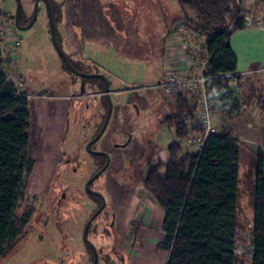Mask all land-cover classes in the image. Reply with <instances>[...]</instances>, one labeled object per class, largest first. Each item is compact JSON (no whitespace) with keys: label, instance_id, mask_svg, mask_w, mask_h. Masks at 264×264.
<instances>
[{"label":"rangeland","instance_id":"374dc122","mask_svg":"<svg viewBox=\"0 0 264 264\" xmlns=\"http://www.w3.org/2000/svg\"><path fill=\"white\" fill-rule=\"evenodd\" d=\"M101 1L107 15V7L115 6L128 21V27L127 31L117 33L116 38L105 39L110 51L99 52V58L94 61L104 63L109 69L105 73L107 79L117 80L126 87L123 91H114L111 85L112 113L103 135L91 147L106 152L110 161L106 170L89 184L90 189L100 190L107 206L91 223L87 237L96 246L98 264H110L112 258H116L114 264H166V253L159 252L155 244L163 236L162 217L145 226L141 221L143 213L152 210L151 216L155 215L158 207L141 185L149 160L143 146L145 141L150 145L157 137L165 146L172 138V132L166 128L169 123L166 118L176 113V96L164 93L157 85L169 71L166 69L165 37L177 19L189 14L194 18L195 13L182 7L177 0ZM20 2L23 10L32 12L33 0ZM15 8L16 0H0L1 12L14 14ZM236 11L237 16L247 17L251 24H263V0H241ZM110 16L114 18L110 14L108 20ZM15 33L20 40L18 69L29 90L68 94L72 99L62 134L56 124L50 129L49 124L30 121V153L35 163L27 181L28 195L17 210L18 217L30 212V218L20 238L0 257V264H92L93 255L86 246L83 229L99 199L88 191L85 182L104 161L101 156L89 153L85 144L103 121L106 112L104 90L97 82H88L85 93L81 94V77L66 68L53 46L43 4L39 5L31 27L16 29ZM189 38L194 46H200L202 39ZM70 58L83 72L102 73L97 71L99 68L93 61L81 63L72 55ZM200 61L206 63L205 58ZM198 64L196 71L201 69ZM239 76V79L228 80L239 100L238 110L213 111V126L216 132L230 130L239 142L236 264H250L255 160L259 152L264 154V67L259 72ZM200 137L201 133L193 130L189 137L183 138L180 157L184 153L196 154ZM76 154L78 161L67 162ZM158 158L159 154L154 156ZM56 160L59 162L54 165ZM121 180L129 181V197L124 202L125 209L128 207L125 218L133 216L134 220L125 240H118L109 224L118 212L110 206L106 190L111 181ZM127 246L128 261L113 257L120 249L126 253ZM125 255L120 256L124 258Z\"/></svg>","mask_w":264,"mask_h":264},{"label":"trees","instance_id":"16d2710c","mask_svg":"<svg viewBox=\"0 0 264 264\" xmlns=\"http://www.w3.org/2000/svg\"><path fill=\"white\" fill-rule=\"evenodd\" d=\"M239 1L177 0L182 7L192 10L195 16L193 18L189 14L177 19L165 37L166 43L175 26L183 22L196 33L197 39H202L200 48L205 53H199V56L206 60L205 75L209 79L205 96L212 111L229 113L239 108L237 95L228 84V80L240 77L236 72L237 59L229 43L232 32L246 24L244 17L237 16ZM49 2L60 44L56 30L60 6L53 0ZM30 16L25 18L22 8L20 24H26ZM2 65L0 51V257L11 249L29 222L30 212L18 217L17 210L21 200L28 195L27 181L34 165L28 154L30 111L27 93L17 92L15 85L6 79ZM224 74L233 75L220 76ZM93 80H97L99 88L104 90L101 78ZM173 95L176 96V113L166 118L169 122L166 126L174 129L178 139L187 138L193 129L188 128L184 117L195 111L196 100L186 93ZM103 98L107 109L105 94ZM194 131L201 135L204 133L202 128ZM167 151L169 157L166 162L148 160L141 178L144 187L164 210L163 236L157 246L168 255L166 264H236L238 139L230 130L224 129L208 133L194 155L186 153L179 157L181 145L177 140L168 144ZM99 156L104 161V156ZM251 231L250 264H264L262 152L255 160Z\"/></svg>","mask_w":264,"mask_h":264},{"label":"crops","instance_id":"0c3cea01","mask_svg":"<svg viewBox=\"0 0 264 264\" xmlns=\"http://www.w3.org/2000/svg\"><path fill=\"white\" fill-rule=\"evenodd\" d=\"M53 1L60 6V16L58 22L56 23V30L60 40V46L69 57L72 65L78 70L79 68H77L74 65L73 60L70 58L71 55L74 58H76L77 62H81V63L92 62V61L95 62L94 60H97V57L99 58L98 56L99 52L108 53L110 51V45L108 43L107 44L104 43L106 42L105 39L112 37L114 39L117 37L116 36L117 33L123 32L125 30L127 31L128 21H126L121 16V14L119 13V11L115 6L113 7L112 5V7H107L108 15L110 14L114 15V18L110 16L111 19L110 20L107 19L108 15L105 13V7H103V3L101 0H53ZM40 4L43 3L39 2L38 8ZM24 14H25V18H28L32 14V12H29L27 9H24ZM245 19H246L245 27L232 32L229 38L231 49L237 59L236 72L239 75L241 74L243 75L249 72H259L264 67V24L261 23L257 25L251 24V21L247 17H245ZM99 42H101L103 45L99 44ZM121 47H124V43L121 44ZM98 48L100 49L98 50ZM18 52L19 49L14 56L15 64L12 67V71L18 78H20L23 81V91L27 93L29 108L31 111L29 126L31 123L30 121L33 120H35L36 122H40L41 124L44 125L49 124L50 129L54 124H56L58 128V132L60 134L61 132H63V129L65 128V124L68 118L71 96H69L68 94L67 95L59 94V93L51 94L43 91L41 92L30 91L29 90L30 88L28 87L24 76L20 73L18 69V62H17ZM95 63H96L95 67L100 69L97 70L98 72L100 71L105 75V73L109 71V69L104 65V63L103 64H101L100 62L98 63L95 62ZM92 65L94 66V63H92ZM85 79L89 81H84L85 88L81 94L85 93L86 84L88 82L89 84L97 82L99 86V82L97 80H93V78H85ZM108 81H109V88L112 85L113 87L112 90L114 91H123L126 87V85H123V83H119L117 80L111 82V80L108 79ZM156 81L158 82V79ZM112 90L110 89L111 92ZM98 94H100V92ZM35 112L37 115L36 117H35ZM166 128L168 131H171L173 135L165 146L162 145V139L158 137L156 140L152 139L150 141L151 143L150 145H146L149 142L145 141L146 143L143 146L144 147L143 149L147 150L146 156L150 160H161L162 162H166L168 160L169 155L167 151V146L170 142L176 140V138L174 136L175 135L174 129L168 128L167 126ZM182 139H178L181 145V152H182V143H181ZM31 147H32L31 134L29 127L28 154L33 159V161H35L32 153H30ZM158 154L160 155V158L154 159V156ZM178 156L180 157V152ZM57 162H59V160H56V162H54V165H56ZM141 185L145 190L146 194L150 196L152 202L153 203L155 202V204H157L158 206L155 215L152 214L151 216L152 210H148L147 214L143 213L141 217L142 224L143 226H145V224L147 225L149 221L156 222L157 219L160 220V218L162 217V230H163L164 210L160 206L158 200L144 187L142 181H141ZM106 190L108 192V200L110 199L109 200L110 206L113 208L114 211L118 212V215L115 216V219L113 221L112 229L115 230L114 232L118 240L119 239L125 240L127 234H129V225H132L134 221L133 216L129 217V219L125 218V214L128 213L127 212L128 207L126 208L127 209L126 210L124 207L125 205L124 202H126V199L129 197V181H123V180H121V182L111 181V183H109V185L107 186ZM152 218H156V219H152ZM135 227L134 229H136ZM131 228L133 229L132 226ZM127 240H129V235ZM159 241L160 240H158L155 244L157 245ZM120 250L118 251L119 253L115 254V256L113 257L118 256L119 259H122V261L124 262L128 261L129 247L127 246L126 253L125 251H123V249ZM158 251L161 253L164 252L162 250H158ZM122 254L124 255L127 254V256L125 255L126 257L123 258L120 256ZM166 256H168L167 253ZM115 259L116 258H112L109 263L114 264Z\"/></svg>","mask_w":264,"mask_h":264},{"label":"built area","instance_id":"2783aa9c","mask_svg":"<svg viewBox=\"0 0 264 264\" xmlns=\"http://www.w3.org/2000/svg\"><path fill=\"white\" fill-rule=\"evenodd\" d=\"M0 17V51L3 60L2 71L6 79L15 85L18 93L23 91V81L12 71L15 64V53L20 47V40L17 38V29L12 14L1 12ZM197 38L196 33L185 23L179 22L173 32L166 39V69L169 71L164 75L163 80L158 83V88L166 94L186 93L196 100V109L192 114L184 117V122L189 129L202 128L203 135L199 139L198 150H200L203 140L208 133L216 132L213 126L214 112L211 104L206 99L207 81L209 77L205 75V64L199 62V53H205L200 46L192 44V39ZM200 63L201 69L196 71V65ZM199 65V64H198ZM197 65V66H198ZM224 74L220 76H231ZM237 252L235 247V253ZM250 255H252V244L250 245Z\"/></svg>","mask_w":264,"mask_h":264},{"label":"water","instance_id":"95a60500","mask_svg":"<svg viewBox=\"0 0 264 264\" xmlns=\"http://www.w3.org/2000/svg\"><path fill=\"white\" fill-rule=\"evenodd\" d=\"M39 2H42L46 8V12H47V17H48V24H49V32H50V38L51 41L53 43V46L55 47L56 51L58 52V54L60 55V57L62 58L65 66L67 67V69H69L72 73H74L76 76L81 77V91H84V79L85 78H101L104 82V91L103 93L105 94L106 98H107V102H108V106H107V110L104 116V119L102 121V124L98 130V132L94 135V137L92 139H90L87 143H86V150L93 154V155H103L105 157V163L95 172L93 173L85 182V187L88 189L89 192L95 193V194H99L100 198H101V204L98 207L97 210L94 211V213L89 217V219L87 220L84 229H83V238L91 245L92 247V251H93V261L92 264H97L98 262V253L97 250L95 248V246L93 245V243H91L90 241H88L87 237H86V233L88 231V228L91 224V222L95 219V217L101 212V210L104 208L105 206V198L103 197V194L99 193V192H95L94 190L90 189L89 184L95 180L99 175H101L106 168L109 165V161H110V157L109 155L104 152V151H98V150H94L91 148V145L94 144L97 140H99V138L103 135L107 124L109 122L111 113H112V107H113V101L111 98V91L109 88V81L107 79V77L103 74V73H87V72H83L80 71L78 69H76L69 57L67 56V54L63 51V49L61 48L57 38H56V34H55V22H54V18L52 15V11H51V6H50V2L49 0H34V5H33V10H32V14L30 16L29 21L26 24H20V14H21V2L20 0H16V8L14 11V14H12V18L14 20V24L16 26L17 29L19 30H24V29H28L29 27H31V25L34 23L36 17H37V12H38V4Z\"/></svg>","mask_w":264,"mask_h":264},{"label":"flooded vegetation","instance_id":"af4514ba","mask_svg":"<svg viewBox=\"0 0 264 264\" xmlns=\"http://www.w3.org/2000/svg\"><path fill=\"white\" fill-rule=\"evenodd\" d=\"M23 25H24V24H23ZM107 106H108V105H107ZM92 138H93V137H92ZM92 138H91V139H92ZM92 145H93V144H92ZM92 145H91V147H92ZM85 149H86V144H85ZM102 156H103V155H102ZM78 158H79V155L76 154V155H74L72 158H69V159L67 160V162H68V161H71V160H72V161H78ZM104 163H105V157H104V162H103V164H104ZM103 164H102V165H103ZM102 165H101V166H102ZM101 166H100V167H101ZM100 167H99V168H100ZM99 168H98V169H99ZM74 169H76V168H74ZM98 169H97V170H98ZM95 172H96V171H95ZM95 172H93V173H95ZM93 173H92V174H93ZM94 191H95V192H99V193H101L100 190H96V189H95ZM101 194H102V193H101ZM93 195H95V196L99 199V203H98V205L96 206V209H95V210H97L98 207H99L100 204H101V198H100L99 194H95V193H93ZM60 201H61V200H60ZM60 201H59V202H60ZM106 202H107V201H106ZM105 206H107V203H105ZM105 206H104V207H105ZM103 209H104V208H103ZM103 209L101 210V212L103 211ZM95 210H94V211H95ZM113 211H114V210H113ZM101 212H100L96 217H98V216L101 214ZM93 213H94V212H93ZM96 217H95V218H96ZM93 221H94V220H93ZM93 221H92V222H93ZM92 222H91V223H92ZM109 224H110V226H113V222H112V223H109ZM90 225H91V224H90ZM87 235H88V231H87V233H86V237H87ZM87 239H88V237H87ZM84 240H85V239H84ZM88 241H90V240L88 239ZM90 242L93 243L92 241H90ZM85 243H86V246H87L88 249L92 252V255H93V251H92V247H91V245H90L86 240H85ZM93 245L95 246L94 243H93ZM95 248H96V246H95ZM96 250H97V249H96ZM97 252H98V251H97ZM92 261H93V259H92Z\"/></svg>","mask_w":264,"mask_h":264}]
</instances>
